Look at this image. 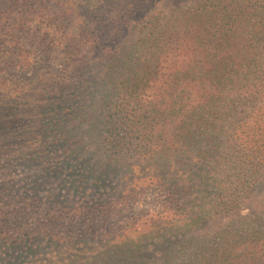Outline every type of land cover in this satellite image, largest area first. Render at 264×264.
Returning a JSON list of instances; mask_svg holds the SVG:
<instances>
[{
    "label": "trees",
    "instance_id": "trees-1",
    "mask_svg": "<svg viewBox=\"0 0 264 264\" xmlns=\"http://www.w3.org/2000/svg\"><path fill=\"white\" fill-rule=\"evenodd\" d=\"M95 1L0 0L1 185L24 157L93 199L40 227L15 220L36 198L0 207L3 246L38 257L49 237L30 264H264V0ZM42 50L58 66L17 77ZM79 212L90 239L70 235Z\"/></svg>",
    "mask_w": 264,
    "mask_h": 264
},
{
    "label": "rangeland",
    "instance_id": "rangeland-1",
    "mask_svg": "<svg viewBox=\"0 0 264 264\" xmlns=\"http://www.w3.org/2000/svg\"><path fill=\"white\" fill-rule=\"evenodd\" d=\"M129 1L135 5H144L143 10L148 9L147 7H150L152 4H143L142 0H122L124 5L127 4ZM164 5L162 7L168 9L171 6L179 5V4H189L191 0H163ZM96 5L99 3L102 6L105 5L107 7V10L116 8L114 6H108L106 5L109 0H96ZM147 2V1H146ZM130 6V5H129ZM132 7V6H130ZM96 22L101 23L103 21L102 19V13L96 12ZM95 25V23H94ZM45 51V50H44ZM42 51H39L37 53V57L35 58V63L32 69L23 71L20 73H16V76L20 79L31 77L36 75L39 72L51 70L54 67L58 66V62H56V59H53L50 55V53H46ZM88 143H90V148L95 149V138L93 136H89L86 140ZM18 159L15 161H11L9 168L7 171H4L3 174H6L7 177H11L12 181L11 186H2L0 182V207H4L5 209L9 208L8 204H11V207L9 208L10 212H13L12 210L16 209L18 211L23 210L25 206L22 207L23 204L28 203V200L30 201L32 198L37 199L36 207H29L27 210L28 215L25 218V215L19 214V217H17L15 220L17 223H23V225L28 226H39L47 222L51 216L55 213L53 212V208H55L58 205H61L62 202L69 199L72 201V204L75 206H80L82 204H90V201H93L90 197L86 196L85 194H82L80 192H72L70 190L71 183L69 179V175L66 173H63L60 175V177L55 175L56 170L54 167L50 166V168L44 167V165L40 164H27L24 157H17ZM29 163V162H28ZM71 177V176H70ZM153 196L146 199V202L143 204V207H148L152 202ZM88 202V203H86ZM141 207V206H140ZM139 209V207H136ZM255 207L252 206V210ZM137 210V209H135ZM252 212V211H250ZM79 214L76 217H72V219H69L71 224H74L75 226L73 228H69L70 230H74L73 233L70 235L74 236H82L86 238H91L93 235V231L91 227L89 228V224L95 220V215L91 213H85L82 214L79 212ZM95 222V221H94ZM7 234V235H6ZM5 235V236H4ZM14 235H17L15 233ZM13 233H5L3 236H1V249L3 250V257L10 256L9 254H12L10 257H16L18 259V262L20 264L21 261H24L25 264H30V262L33 259H38L40 257V263H44L48 258L49 253V241L50 238L47 236L38 237V241L35 242L34 251L36 253H39L40 256L36 257L33 255V257H29V252L26 249L25 244L20 245L17 248H14L13 251L9 247L3 246L5 245L4 241H7L9 238L14 237ZM4 240V241H3ZM92 242H90L91 244ZM32 244V243H31ZM33 246V244H32ZM37 247V248H36ZM82 245H78V248H81ZM27 252L28 254H26Z\"/></svg>",
    "mask_w": 264,
    "mask_h": 264
}]
</instances>
